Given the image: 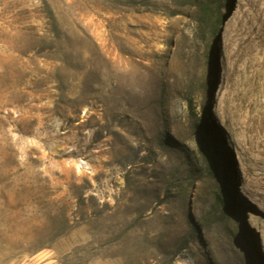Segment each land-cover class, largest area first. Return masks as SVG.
Segmentation results:
<instances>
[{
	"label": "rangeland",
	"instance_id": "1",
	"mask_svg": "<svg viewBox=\"0 0 264 264\" xmlns=\"http://www.w3.org/2000/svg\"><path fill=\"white\" fill-rule=\"evenodd\" d=\"M202 1L0 0V264H264V0Z\"/></svg>",
	"mask_w": 264,
	"mask_h": 264
},
{
	"label": "trees",
	"instance_id": "2",
	"mask_svg": "<svg viewBox=\"0 0 264 264\" xmlns=\"http://www.w3.org/2000/svg\"><path fill=\"white\" fill-rule=\"evenodd\" d=\"M217 10L212 7V1L206 0L198 4L196 23L203 35L205 30L214 31V18Z\"/></svg>",
	"mask_w": 264,
	"mask_h": 264
},
{
	"label": "water",
	"instance_id": "3",
	"mask_svg": "<svg viewBox=\"0 0 264 264\" xmlns=\"http://www.w3.org/2000/svg\"><path fill=\"white\" fill-rule=\"evenodd\" d=\"M228 202H229L230 204H232V205H236V204H235V201L232 200V198H230V196H228Z\"/></svg>",
	"mask_w": 264,
	"mask_h": 264
},
{
	"label": "bare ground",
	"instance_id": "4",
	"mask_svg": "<svg viewBox=\"0 0 264 264\" xmlns=\"http://www.w3.org/2000/svg\"><path fill=\"white\" fill-rule=\"evenodd\" d=\"M248 195H250V194H248ZM261 247H262V245H261ZM264 249V248H263Z\"/></svg>",
	"mask_w": 264,
	"mask_h": 264
}]
</instances>
